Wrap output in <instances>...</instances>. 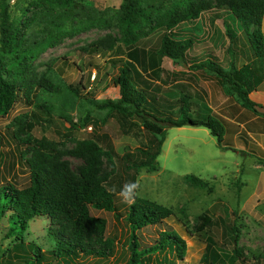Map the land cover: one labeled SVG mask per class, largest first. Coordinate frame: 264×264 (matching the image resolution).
I'll return each instance as SVG.
<instances>
[{"label":"rangeland","instance_id":"374dc122","mask_svg":"<svg viewBox=\"0 0 264 264\" xmlns=\"http://www.w3.org/2000/svg\"><path fill=\"white\" fill-rule=\"evenodd\" d=\"M195 1H148L145 8L150 9L148 6L154 4L150 19L130 30L122 18L124 0H77L87 10L104 16L106 24L82 30L74 27L64 35L59 33L53 37L54 46L35 60L13 68L18 78L28 83L50 77L65 89L57 97L37 100L35 95L31 101L22 98L7 116L0 117V184L12 183L17 188L26 185L29 170L25 161L34 154L30 148L43 152L47 158L66 162L72 171L84 166L85 160L72 155L71 151L82 144H95L101 149L99 176L114 198L117 211L90 208L91 234L84 246L110 256L105 259L84 257L79 264H127L130 229L123 218L129 204L122 201L119 193L129 182L139 183L137 198L165 206L173 213L167 221L146 227L139 233L141 248L154 244L165 230L178 238L176 252L154 255L159 263L202 264L206 240L212 237L216 241L214 250L225 264H264V158L260 149L253 154V147L248 148L250 141L247 131H243L248 128L246 122L251 117L264 116L261 104L264 97L259 95L258 103L253 101V93L250 95L257 105L255 113L242 105L236 93L227 91L228 85H222L216 72L208 67L193 69L196 62L205 60L224 70H229L232 64L240 69L253 62L257 56L252 36L258 24L252 25L248 34L240 32L232 40L224 20L217 19L216 10H207L196 18L187 13ZM7 2L9 21L22 19L17 26V45L35 43L47 20L43 14L49 2ZM176 13L181 14V21L175 20ZM3 19L0 14V26ZM167 27H172L173 32L181 30L199 38L186 60L156 57ZM260 30L264 54V14ZM1 38L0 28V61H6ZM135 49L146 52L147 70L139 65L138 68L151 84L146 89L150 111L156 112L155 104L160 112L157 116L177 121L180 112L177 109L183 107L192 118H213L226 130L222 144L207 128H178L161 123L166 132L157 160L158 170L135 171L134 164L144 157L141 151L154 152L161 136L146 130L137 117L124 118L115 112L95 109L87 101L75 97L69 88L81 84L84 86L81 94L88 99H118L120 91L112 78L128 61V53ZM154 70L158 71L157 75ZM223 120L241 123L240 132L229 131L231 126ZM188 176H194L202 184L193 182ZM12 213L0 218V264H56L42 254L67 239L62 221L37 216L24 229L20 222L17 226L11 223ZM207 218L211 219L212 227L204 235L200 230ZM10 223L16 229L11 236L8 235Z\"/></svg>","mask_w":264,"mask_h":264},{"label":"trees","instance_id":"16d2710c","mask_svg":"<svg viewBox=\"0 0 264 264\" xmlns=\"http://www.w3.org/2000/svg\"><path fill=\"white\" fill-rule=\"evenodd\" d=\"M152 0H124L121 7L122 18L128 29H134L143 21L150 19L154 4L145 8V4ZM49 2L44 7V17L47 19L43 30L38 33L35 43L24 46L17 45V26L22 19L9 21V4L7 0H0V14L4 17L1 23V47L7 56L6 61H0V117H5L20 99L31 101L36 95L40 97H57L64 92V86L57 83L50 77H44L40 82H26L18 78L13 72L14 67L21 66L25 62L35 60L41 53L54 46L53 37L64 35L68 30L76 27L79 30L86 28H99L106 24V18L95 10L79 4L77 0H41ZM216 10L217 19L222 18L227 26V33L233 40L240 32L249 33L250 28L255 23L257 30L253 34L255 40V51L257 58L253 62L237 69L234 64L229 70H224L214 62H196L193 69L210 68L216 72L221 79L223 86L228 85L227 91H233L242 100V105L256 113L257 106L250 98L251 93L256 91L264 82V54L262 50L263 34L260 30L261 17L264 14V0H197L187 9V13L196 18L203 12ZM175 20L181 21V14L176 13ZM187 18V16H186ZM174 24V23H173ZM176 25V24H175ZM168 28L161 36L160 47L155 52L156 57L169 58L174 61L186 60L188 53L194 51L195 45L199 43L197 35L187 34L185 31L173 32V28ZM103 42H98L102 44ZM112 47V43L108 44ZM145 50L135 49L128 53V61L119 68L118 74L112 78V83L119 88L120 97L116 100L106 99L98 101L88 99L81 94L84 86L70 85L72 93L78 99L87 101L97 110H108L115 112L124 118H139L143 126L149 132L161 136L157 142L154 152L141 151L143 160L134 164L136 172L142 169L157 171L158 157L164 143L166 127L161 123H169L172 127H204L210 130L212 136L218 139L219 144L223 142L225 128L213 118L207 120L192 118L185 108L179 107V119L172 117H159L158 108L154 104L156 112L150 111L147 107L148 97L146 89L151 84L144 78L143 73L138 68L144 67L147 70ZM154 62V61H153ZM156 64H154V67ZM192 66H190V70ZM155 75L158 74L154 70ZM144 86L145 88L141 87ZM37 93V94H36ZM155 102V101H154ZM40 107L44 108V105ZM172 109V108H171ZM171 111V110H170ZM170 115V114H169ZM228 130L240 132L241 123H233L223 120ZM15 139V135L13 134ZM2 136L0 134V160H1ZM33 156L25 161L29 176L28 182L21 188H17L12 183L0 184V218L6 213L13 211L11 223L15 226L20 222L24 229L29 222L37 216H49L62 221V230L68 233L67 239L57 242L55 248L42 256L56 264H79L78 262L88 256H101L105 259L110 256L108 253L96 252L87 249L85 241L89 239L90 208L116 212L114 198L106 191L99 176L100 172V152L101 149L95 145L82 144L76 150L71 151L72 155L85 160V165L77 171H72L68 164L50 159L43 152L36 151ZM23 159V154L21 153ZM193 182L202 184V181L194 176H188ZM117 215V214H116ZM172 211L162 205L149 200L137 198L135 203L127 206V213L123 219L130 229L129 238V259L127 264H161L154 257L156 254H163L166 251L176 252L179 247L178 238H174L173 233L165 230L149 247L141 248V238L139 233L142 229L161 224L172 217ZM119 216V215H118ZM10 223V234H15V228ZM212 227L211 219L207 218L205 225L200 230L207 235ZM88 235V236H87ZM237 239L235 240V243ZM207 247L202 258V264H225L221 261V256L214 250L216 241L209 237L206 240ZM83 263V262H82Z\"/></svg>","mask_w":264,"mask_h":264},{"label":"crops","instance_id":"0c3cea01","mask_svg":"<svg viewBox=\"0 0 264 264\" xmlns=\"http://www.w3.org/2000/svg\"><path fill=\"white\" fill-rule=\"evenodd\" d=\"M261 94L264 97V82L260 85V87L256 91L253 92L252 94L253 101L260 103L259 100H257V97H260L259 95ZM261 104L262 106H264V98L262 99ZM232 122L238 124L234 120H232ZM246 123L248 125V128L247 129L245 128V130L243 131H247L246 137L248 138V141H250V144H248V148L253 147L254 149V151L252 152L253 154H255V151L257 149H260L259 153H262L264 158V116L258 115L257 117L256 116L251 117ZM260 137H261L260 142H258L257 138Z\"/></svg>","mask_w":264,"mask_h":264},{"label":"clouds","instance_id":"9594fccd","mask_svg":"<svg viewBox=\"0 0 264 264\" xmlns=\"http://www.w3.org/2000/svg\"><path fill=\"white\" fill-rule=\"evenodd\" d=\"M138 190V182H129L121 188L119 195L124 203L131 205L135 203V199L139 194Z\"/></svg>","mask_w":264,"mask_h":264}]
</instances>
